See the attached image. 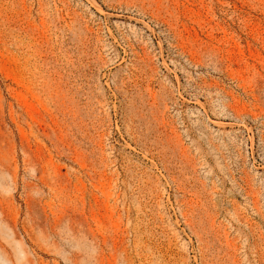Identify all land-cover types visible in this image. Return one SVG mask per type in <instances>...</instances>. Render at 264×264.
<instances>
[{"label": "rangeland", "instance_id": "374dc122", "mask_svg": "<svg viewBox=\"0 0 264 264\" xmlns=\"http://www.w3.org/2000/svg\"><path fill=\"white\" fill-rule=\"evenodd\" d=\"M0 264H264V0H0Z\"/></svg>", "mask_w": 264, "mask_h": 264}]
</instances>
